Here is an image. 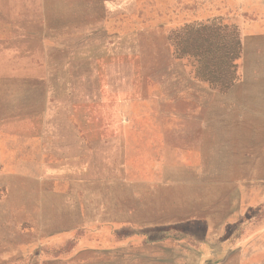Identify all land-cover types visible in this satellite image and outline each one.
Listing matches in <instances>:
<instances>
[{
  "label": "rangeland",
  "instance_id": "obj_1",
  "mask_svg": "<svg viewBox=\"0 0 264 264\" xmlns=\"http://www.w3.org/2000/svg\"><path fill=\"white\" fill-rule=\"evenodd\" d=\"M189 1L0 0V264H198L191 230L264 219V0ZM169 129L206 155L176 189Z\"/></svg>",
  "mask_w": 264,
  "mask_h": 264
},
{
  "label": "crops",
  "instance_id": "obj_2",
  "mask_svg": "<svg viewBox=\"0 0 264 264\" xmlns=\"http://www.w3.org/2000/svg\"><path fill=\"white\" fill-rule=\"evenodd\" d=\"M191 2L192 0L189 1V3ZM186 6V3L182 6L180 0H176L177 11ZM143 93L144 95L135 100L138 107L149 106V103H156L162 109L177 107L175 92L171 93L153 87L149 91L151 95H146L145 91ZM119 99L120 102L128 103V97L121 96ZM113 100L115 99L111 97L110 101ZM112 110L111 115H113ZM165 138L166 143L162 155L166 157H161V151L157 147L159 156L158 153L153 155L152 169L156 178L159 177L169 183L170 188L176 189L178 181L186 182L194 174L203 171L206 167L203 162L206 155L202 144H198V146L178 144L177 133L173 130L171 132V129L166 133ZM181 158L182 161H180ZM194 159L198 163L194 164ZM154 182L152 181L150 184ZM206 226L202 231L191 230L197 242L192 244V251L198 254V264H264V219L245 222L243 218L239 217L215 225L208 222ZM184 231L187 235L189 230L185 228Z\"/></svg>",
  "mask_w": 264,
  "mask_h": 264
},
{
  "label": "bare ground",
  "instance_id": "obj_3",
  "mask_svg": "<svg viewBox=\"0 0 264 264\" xmlns=\"http://www.w3.org/2000/svg\"><path fill=\"white\" fill-rule=\"evenodd\" d=\"M36 104V103H35ZM43 105V104H42ZM38 110V109H37ZM45 115V114H44ZM229 117H231L230 115H229ZM233 119V118H232ZM226 120H229V119H226ZM226 122V121H225ZM237 129H241V128H237ZM248 131V130H247ZM237 132H239L238 130H237ZM241 133V132H240ZM240 133H239V135H240ZM215 136V135H214ZM242 136V135H241ZM22 143V142H21ZM20 143V144H21ZM212 143V142H211ZM24 144V143H23ZM35 144V143H34ZM232 144V143H231ZM24 145H26V144H24ZM36 146V145H35ZM20 147H22V146H20ZM35 149V148H34ZM37 149V148H36ZM25 152V151H24Z\"/></svg>",
  "mask_w": 264,
  "mask_h": 264
},
{
  "label": "trees",
  "instance_id": "obj_4",
  "mask_svg": "<svg viewBox=\"0 0 264 264\" xmlns=\"http://www.w3.org/2000/svg\"><path fill=\"white\" fill-rule=\"evenodd\" d=\"M233 80H234V79L231 77V78L229 79V81L226 83V86H230V85L232 84Z\"/></svg>",
  "mask_w": 264,
  "mask_h": 264
}]
</instances>
